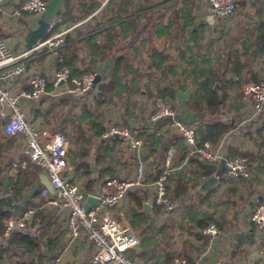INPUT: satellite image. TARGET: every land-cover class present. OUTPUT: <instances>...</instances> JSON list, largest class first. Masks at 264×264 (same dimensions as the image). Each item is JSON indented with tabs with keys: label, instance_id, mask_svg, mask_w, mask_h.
Masks as SVG:
<instances>
[{
	"label": "trees",
	"instance_id": "obj_1",
	"mask_svg": "<svg viewBox=\"0 0 264 264\" xmlns=\"http://www.w3.org/2000/svg\"><path fill=\"white\" fill-rule=\"evenodd\" d=\"M203 1L168 0L166 14L156 21L149 19L147 13L143 12L148 6L135 4L133 0H108L98 15L94 14L100 6L96 0L63 2L49 34L41 41L56 35L62 26L84 23L88 19L87 23L93 21V24L86 26L88 29L84 33L76 31L74 37L64 38V45L56 51V70L66 68L70 78H79L86 73H94V67L102 58L113 54L116 57L106 79L94 85L96 93L92 102L83 99L73 105L72 97L63 95L50 101L45 108L38 106L33 111V118L41 119L45 127L68 139L66 166L77 176L88 174V165L83 160L92 151L95 140H101L96 153V162L100 167L98 178L120 179L105 166L109 155H113L122 143L120 138H114L111 146L105 143L107 139L102 138L106 130L105 115L109 106H122L124 113L131 117L132 111L138 106L134 97L140 96L147 99L159 98L174 108L180 101L175 96V89L184 92L192 88L193 91L185 102L186 108L216 118L241 107L238 95L230 98L233 89H241V84L245 82L264 79V75L251 71L256 61L264 60V25L258 22L256 26H252L243 21L238 35L227 40L231 29H212L207 22L196 21L195 13L201 8ZM234 3L236 12L237 7L243 8V2L234 0ZM142 28L144 31L140 34ZM131 35L132 39L127 41ZM80 52L85 54V59L83 55L81 58ZM46 56L44 53L37 59L42 62ZM51 83L52 78L46 80V92L52 90ZM256 125L258 126L252 127V130L243 129L242 134L257 145L258 154H230V158L246 157L251 171L255 163L264 164V124ZM194 129L196 144L201 146L204 142L216 144L232 126L218 121L200 123ZM138 130L140 133L136 137L142 141L140 158L152 159L148 178L154 182L163 170V163L157 165L159 152L165 156L167 147L162 148L160 136ZM15 143L14 138L0 137V234L3 232V221L12 216L13 205L24 201L26 192L30 189L34 191L23 210H37L26 230H14L5 238L7 245L0 250V264H50L60 255L65 233L60 230L59 219L54 212L46 213L42 208L44 201L40 198V193L43 188H34L38 184L40 169L29 163L25 156H20L18 161L26 160V167L13 168L12 165L17 160L13 162L15 156L10 151ZM119 152L122 150L119 149ZM128 158L136 165L135 153ZM189 164H193L196 169L193 171L187 167L177 169L171 166L172 172L167 182L168 197L177 203L181 202L179 220H168L159 229H153L140 237V245L145 252L149 248V236L164 234L162 246L170 247L166 253L168 264L175 257L184 260L183 251L176 254L171 250L172 233L194 231L196 235L202 236L201 231L209 224L215 225L219 231L223 230L222 222L203 209L210 200L209 197L189 203L184 198L199 178L214 174L215 165L200 160L195 155L191 156ZM9 171H13L14 176L9 178L6 187L3 176ZM188 175L193 178L192 183L187 181ZM95 182L86 181L87 188L84 191L89 193ZM128 199L129 222L135 228L145 225L149 220V215L143 209V202L148 199L147 191L129 192ZM153 213L163 212L156 206ZM185 246L186 244L183 247ZM204 246L205 241L200 248L203 249ZM201 249H195L196 253H200ZM143 252L139 254L141 258ZM128 258L130 259L129 256ZM188 264L191 263L188 261Z\"/></svg>",
	"mask_w": 264,
	"mask_h": 264
},
{
	"label": "crops",
	"instance_id": "obj_2",
	"mask_svg": "<svg viewBox=\"0 0 264 264\" xmlns=\"http://www.w3.org/2000/svg\"><path fill=\"white\" fill-rule=\"evenodd\" d=\"M96 1L100 3L98 8L100 10L96 14L98 15L101 11H103V8L108 0ZM133 1L135 4H144L146 7L148 6L143 12L147 13L149 19L153 21L158 20L161 15L164 16V14H166L165 7L168 0ZM238 1L244 3L243 8H240L242 11L239 12V20L242 19V21H244L246 16L247 21H244L245 24L256 26L258 22H261V25H264V0ZM19 2L20 0H7L1 4L0 9V37L4 40L7 46L9 45L8 47L10 50L16 55L28 51L25 45V39L28 32L31 29L36 28L38 19L37 16L27 14L18 18L10 17V14L17 7ZM209 16V5L207 0H204L199 11L195 13L196 21L198 23L207 22V18ZM87 21H89V19L83 21L84 23H81L78 26V29L75 28L69 32L65 38L74 37L77 34L76 31L82 33L86 32L88 29L86 26L93 24V21L88 23ZM226 24L227 23L225 22L223 25L226 26ZM67 26L68 25L60 27L57 33ZM209 26L212 27V29L219 27L214 20L212 24H209ZM141 30V32L138 30L136 32L143 34L144 29L142 28ZM132 36L133 35H131L127 41H130ZM44 53H46L47 56L42 62H39L37 58ZM80 54L81 58L84 56L85 59V54L81 52ZM115 58V54H113L111 56L104 57L97 62L94 67V73L99 75V81L106 79V75L109 72L110 67L113 65ZM54 61L55 55L53 53L47 50L35 51L24 59L27 68L26 73L13 79H5L4 76L8 73V69L0 71V87L9 89L13 93H17L20 90H29L30 86L28 80L32 73H39L45 78V80L48 81L52 78V74L56 70ZM87 61L88 57L86 58V63ZM251 71L258 73L259 75H264V60L256 61L252 65ZM58 92L59 91L52 89L50 92H47L37 100L21 102V108L24 112L25 118L39 129H45L50 133H54L42 124L41 119L33 118V111L38 106L45 108L53 99L62 97L63 95L56 96ZM95 93L96 87H94L93 90L82 98L71 96L73 105L78 104V102L83 99L88 102H92ZM237 95L241 99V107L231 113H222L216 118H210L198 112H192L186 108L185 102L178 101L174 107L176 118L194 128L200 123H214L218 121L226 125H231L232 129L220 138L216 144H212L216 148H218L221 144L223 147L222 153L225 157H230V154L234 152L258 154L257 145L254 144L248 137H244L242 130H252L255 126H258L256 124H264L263 119L260 116L254 118L251 117L253 111L250 105L241 98L239 88H235L231 91L230 98L237 97ZM134 99L137 100L138 106L132 111L133 115L131 117H128V114L124 113L122 106H109L105 115V127L107 128L110 125H123L129 127L135 136L140 133L138 129H141L142 132L146 134H155L156 136H160L162 142L161 146L162 148L167 147V153L163 156L159 152L157 165L161 162L163 163L162 168H164L165 163L169 160L170 166L172 167L174 166L177 169L187 167L194 171L196 167L193 164H189L191 156H189L188 147L184 144L180 135L174 131L168 121L152 120L151 116L153 112V104L151 99L140 96H136ZM229 102L230 100L227 101V103ZM3 114L4 117L1 116ZM7 114L8 110L5 107L0 106V137L3 139H9V137H6L3 134V126L5 124ZM14 139L16 140V145L10 151V154L15 156L13 162L15 160L18 161L20 156H25L22 152V139L20 137ZM120 140H122L120 148L115 149L113 155H109L105 162V166L115 172L120 179H124L134 176L136 165H133L131 159L128 158L134 154V152L129 148L128 141L125 139ZM112 142V139H107L105 143L111 144ZM101 143V140H95L92 151L83 160V162L88 165V174L79 177L70 167L67 166L64 171V175L70 181L77 184L85 194L95 193L98 190L100 183L107 178H98L100 167L96 162V153ZM112 145L113 144H111V146ZM119 149L122 150V152H119ZM144 161L146 162L144 186L141 188H135L130 192H134V190L147 191L148 199L143 202V205L150 202V208L147 211L144 210L146 214L149 215V220L145 225L141 224V226H138L137 228L132 226L127 215L129 206L128 195L122 203L112 209L113 214L125 220L130 225L132 230L138 235L139 244L141 239L140 237H144V234L149 233V231L153 229H159L166 224L168 220L178 221L181 214V211L179 210V204H181V202L177 203L175 201H173L176 205L173 212L167 214L153 213L156 207L152 201L153 188L151 187V184L153 182L148 178L151 171L152 159L149 158ZM214 165V174L210 177L199 178L197 182L194 183L193 187L189 189L184 198H186L185 202L189 203L190 201L202 199L206 196L209 197L210 200L206 202L203 209L222 222L223 230L219 231L217 229L218 234L213 238L196 235L194 231L172 233V240L170 241V244L172 243L173 246L171 247V250L176 254L183 251L184 260L187 263L189 261L191 264H212L211 260L215 261L216 264H264L263 233L250 220V215L254 207L259 203H264V164L258 165L255 163L252 167L251 177L246 180H227L224 177V164L222 162H218ZM42 173L43 171L40 170L39 177ZM13 176V171H9L3 176L4 186L7 187L9 178ZM188 177H190V180L187 181L192 183L193 178L190 175H188L187 178ZM88 180H95L96 182L93 187L89 189V193H86L84 190L87 188L86 181ZM40 187H42V185L40 183V178H38V184H36L34 188ZM33 191V189H30L28 193L26 192L24 201L13 205V216H17L21 212L25 211V209L23 210V207L30 199ZM40 198H42L41 195ZM42 208L46 211V213L53 211L51 208ZM58 219L59 228L65 233L62 238V250L60 251L59 257H57L60 264H90V260L94 252L93 244L85 237H80L79 239L71 241L66 229L65 220L59 217ZM29 232L34 233L32 230H29ZM163 236L164 234L149 236L151 237H148L149 248L145 252L142 251L140 245L138 250L133 249L128 251L127 257L129 256L130 260L134 264H168L166 260V253L167 249L170 250V247L166 245L164 247L162 246L163 241L161 240ZM204 241L205 246L201 249V244ZM156 243L157 246H155ZM184 244H186L187 248L186 246L183 247ZM6 245L7 243L2 232L0 234V250L4 249ZM178 249L179 252L177 253ZM195 249H201L200 253H196ZM141 252L144 254L143 258L139 255Z\"/></svg>",
	"mask_w": 264,
	"mask_h": 264
},
{
	"label": "built area",
	"instance_id": "obj_3",
	"mask_svg": "<svg viewBox=\"0 0 264 264\" xmlns=\"http://www.w3.org/2000/svg\"><path fill=\"white\" fill-rule=\"evenodd\" d=\"M7 0H0L1 4ZM47 0H20L10 17L18 18L24 14L39 16L46 6ZM212 19L219 27L229 28L236 13L234 0H207ZM100 9L96 10L97 14ZM227 23L226 26L223 25ZM79 24L67 26L59 33L46 40L38 41L31 50L14 54L2 38H0V71L8 69L5 79H13L26 73L24 59L35 51L47 50L54 55L59 47L64 45L65 36L77 28ZM229 24V25H228ZM95 73H86L79 78H70L68 69L55 70L52 74L51 87L59 91L56 96L69 95L82 98L94 88ZM30 89L17 93L0 87V106L8 110L3 134L9 138L22 139V152L32 165L45 173L56 195L52 196L43 188L40 195L44 202L42 207L51 208L54 214L65 220L70 240L85 237L94 246L90 264H134L127 252L133 250L139 243L138 235L130 225L113 214L112 209L122 203L128 193L135 188L143 187L145 183L146 162L140 158L142 141L136 137L129 127L123 125L108 126L102 135L103 139L120 138L129 143V148L137 155L135 174L124 179L103 180L98 190L93 194H85L80 187L71 182L65 175V157L68 150V139L61 133H50L39 129L25 118L21 102L33 101L46 94V80L39 73H32L28 80ZM241 96L252 111V118L260 116L264 122V79L259 82L242 84ZM152 120H167L174 131L180 135L188 147L189 156L208 163L224 164V177L227 180L249 179L251 170L246 157H225L222 145L214 147L210 142L197 146L195 129L176 118L173 107L157 98L152 101ZM4 117V114L1 115ZM26 160L16 161L13 168H25ZM172 169L169 160L158 178L151 184L153 188V204L160 207L163 213H171L175 203L167 195V182ZM88 196L95 197L97 203L89 210L84 209ZM37 209H27L17 216H10L3 221V237L8 238L14 230H26ZM250 220L263 233L264 241V203L257 204ZM218 234L215 225L209 224L201 231V235L213 238ZM179 249L177 250V253ZM50 264H60L55 259ZM171 264H188L179 257L173 258Z\"/></svg>",
	"mask_w": 264,
	"mask_h": 264
},
{
	"label": "water",
	"instance_id": "obj_4",
	"mask_svg": "<svg viewBox=\"0 0 264 264\" xmlns=\"http://www.w3.org/2000/svg\"><path fill=\"white\" fill-rule=\"evenodd\" d=\"M64 1L65 0H47L45 10L38 16L36 28L31 29L26 36L25 45L28 50H31L38 41L49 34L53 22L58 16ZM207 23H213V19L211 16L207 18ZM98 82L99 75H96L94 85L98 84ZM192 91V88H188L184 92L175 89V96L178 100L186 102L189 99ZM39 178L42 187L46 189L50 195L55 196L56 193L52 188L47 175L45 173H42ZM187 180H190V177H188ZM96 203L97 199L95 197L88 196L84 203V209L87 211L90 208L94 207ZM143 208L145 211H147L150 208V202L144 204ZM139 248L140 244L138 243L134 249L138 250ZM211 263L216 264L213 260H211Z\"/></svg>",
	"mask_w": 264,
	"mask_h": 264
},
{
	"label": "rangeland",
	"instance_id": "obj_5",
	"mask_svg": "<svg viewBox=\"0 0 264 264\" xmlns=\"http://www.w3.org/2000/svg\"><path fill=\"white\" fill-rule=\"evenodd\" d=\"M239 10V11H238ZM240 11H242L241 9H240V7H237V12L235 13V16H234V18L233 19H235V20H233L232 21V23H231V26L229 27V28H227V29H231V34H230V36L227 38V40H232L231 38L232 37H235L236 35H238V33H239V31H241L242 30V23H243V21H242V19H240L239 20V12ZM244 18V17H243ZM244 21H247V18H246V16H245V18H244ZM1 38V37H0ZM9 46V45H8ZM243 84V83H242ZM241 84V85H242ZM154 99H151V101H153ZM111 126V125H110Z\"/></svg>",
	"mask_w": 264,
	"mask_h": 264
}]
</instances>
